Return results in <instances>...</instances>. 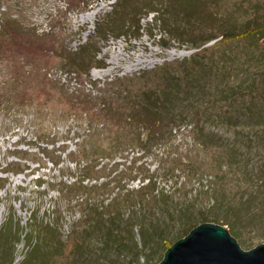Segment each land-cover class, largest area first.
I'll return each mask as SVG.
<instances>
[{
    "label": "rangeland",
    "instance_id": "rangeland-1",
    "mask_svg": "<svg viewBox=\"0 0 264 264\" xmlns=\"http://www.w3.org/2000/svg\"><path fill=\"white\" fill-rule=\"evenodd\" d=\"M150 1L169 0H125L115 10L119 0H0V232L15 225L21 234L10 242L11 264L30 260L33 246L51 247L49 264H158L163 243L205 222L231 227L245 247L263 243L264 36L200 42L264 21V0H190L189 15L171 5L166 16L146 13L139 33L123 28L124 36L106 41L95 35L107 21L133 24L134 4L143 14ZM161 16L186 35L178 41L164 33ZM186 59L197 69L202 60L218 65L194 74L199 80L175 114L180 129L166 135L169 120L155 122L152 129L165 135L141 152L147 115L131 113L142 91L162 85L164 70L156 67L179 72ZM36 143L59 164L35 155ZM19 155L27 162L16 165ZM122 158L125 166L111 172ZM24 162L29 170L16 175ZM87 163H99L88 172L106 176L97 181L102 186L78 199L75 189L61 195L59 176ZM39 177L49 186L37 188ZM253 196L252 208L231 223L220 200L235 206Z\"/></svg>",
    "mask_w": 264,
    "mask_h": 264
},
{
    "label": "trees",
    "instance_id": "trees-1",
    "mask_svg": "<svg viewBox=\"0 0 264 264\" xmlns=\"http://www.w3.org/2000/svg\"><path fill=\"white\" fill-rule=\"evenodd\" d=\"M125 0H119V2L117 4H115L113 6V9L116 8L119 3H123ZM166 2V3H165ZM163 3H159V5L155 2L151 1L150 2H145V4L142 6L143 8L147 9L148 11L145 13H139L138 10H141L142 8L141 5L140 7H136V5L134 4L135 7V14H136V18L134 20L133 24L128 23L129 21H127L126 19L122 20L120 23L118 24H111L110 21H107L106 24L104 26L101 25H97L96 29H95V35L98 37V39L100 41H106L108 38H113V39H119L121 36H124V34L122 32H120L121 29L126 28L128 30L133 29V31H136V33H139L141 30H143L142 27V23L141 21H143V19L145 18L146 13H156V15L160 16V9L163 12V15H167L169 12V8L171 7V5L175 6V7H179L182 11L186 12L188 15L190 14V9L189 6L192 5V2H190V0H169L168 2L165 1ZM191 3V4H190ZM146 6V7H145ZM115 10V9H114ZM139 13V15H138ZM162 15V16H163ZM158 17V21L160 23H162L163 25H166L167 29H164V33L170 35L169 33H172L174 36L176 37V39L178 41H180L182 35H186L183 32L178 31L174 26L169 25L168 21H166V18L164 17ZM211 17V16H210ZM205 21L207 18H204ZM210 19V18H209ZM212 19V17H211ZM169 28V29H168ZM153 29V28H152ZM117 34V35H116ZM104 35V36H102ZM157 36V34H156ZM159 39L162 38L163 33L159 34ZM260 36H264V21L262 22H258V21H254L252 24L248 23L246 24V27L239 33H236L235 30L233 29H227L224 30L221 34L219 35H215V34H211L208 37L204 38L200 44L203 45L209 41L212 40H216L218 37L220 38L219 40H217L215 42V44H224V43H230L234 40H247V39H255L256 37H260ZM186 41H190V39L186 40ZM88 44V43H87ZM83 49V48H82ZM85 50V48H84ZM98 51V50H97ZM96 51V52H97ZM95 56V55H94ZM71 59V58H70ZM69 65L71 66H76L77 68L81 67L82 65H85L83 62L79 63V62H71V60H69ZM203 61V60H202ZM200 62L199 63V68L197 69L196 67L192 66V61L189 59H186L183 61V70L182 71H171V70H167L161 67H156V71L158 70H164L163 71V78H162V85L161 86H157L154 89H146L144 91H142L141 93V98H143V100L140 102V106H139V110H134L132 111V115H137L135 117H138V115L140 116L141 113H144L147 115L146 120H142L140 123L145 127H149L148 129V135L147 138L144 142H141V147H140V151L144 152V149H146L147 146H150V142L157 140V139H161L163 137V135L160 136V134L158 132H155L152 127L154 125L155 122H160L161 120H165L166 118L169 120V122L167 123L166 126V130H167V134L166 135H170L172 136L174 134L175 128H179L181 127V125L183 124L180 121L176 120V113H177V108L179 106V104L181 102L185 103V97L189 96L188 92H191V87H193V85H195L196 83L194 82L195 80H199L198 78H196L194 76L195 73H199L201 70L204 71L205 75H206V70L208 69H213L217 67L218 63L212 60L206 61L205 62ZM88 67L86 69V73L89 71ZM198 70V71H197ZM155 71V72H156ZM145 74V72H144ZM232 93L229 95L231 96ZM35 138V137H34ZM49 138V135L46 137V139ZM37 138H35L36 140ZM45 139V140H46ZM41 140L39 139L38 142L41 143V145H51V143L47 142V140ZM44 141V142H43ZM44 143V144H43ZM28 145H30L28 143ZM33 147L37 148V153L35 155H39L42 154L43 158H46L48 161H50L51 163H53L54 166H57L59 164V161L55 162L52 158L53 156H51L49 154V151L47 149L48 146L46 147H42V146H38V143L36 144H31ZM52 153H56L58 152V149H53L51 150ZM26 154H28V152H25ZM144 154V153H143ZM29 155V154H28ZM60 155V154H59ZM57 154V157L59 159V156ZM18 159H20V161L18 162H14L16 165H21V161H25L27 162V158H25L24 156H16ZM140 157H136L133 158V164H136L137 161L140 160ZM55 158V157H54ZM38 160L40 161V158H38ZM110 161H112V157L109 158ZM128 160H125L122 158V161L117 163L114 162L111 166L112 170L111 172H116L118 171V165H122L123 167L125 166V163H127ZM24 162V164H22L23 168H20L21 170L17 171L15 174H23V172L25 170H29V167L26 165V163ZM77 166H80V163L75 162ZM99 165V163H96V165L94 164L93 166L87 164H84L82 167H78L77 173L74 172V174L71 175H66L67 179H64L65 175L62 173L61 176H59V180L57 182H55L56 187L58 188V192L63 195V194H67V192L69 190L75 189L76 192L74 191L73 193V198L78 199L79 196H81V194L88 193V191H93L96 190L97 188H100L102 186V183L97 184V181L102 177H106V176H100L97 178H93L91 177V173H89L88 171L91 169L96 168ZM106 169V165L101 166V170ZM122 172V170H120ZM2 173H8L6 170L2 171ZM32 172V171H31ZM260 176L258 178L259 182H258V188L261 191H264V181L261 180V174H264V169L259 173ZM68 177H71L72 181H68ZM55 181L57 179L56 176L52 177ZM39 179V181H38ZM143 180L148 179L150 181V183H154L152 181V178L150 176H146V177H142ZM35 182V186L37 188L42 187L45 184H48L49 186V182L46 183V181H44L43 179H41V177L37 178ZM87 181V182H86ZM92 181H95V183H91ZM155 184V183H154ZM2 187V186H1ZM157 189V188H156ZM222 201V202H221ZM223 201L224 200H220V202L222 204L221 208L224 209L226 216L228 219L231 220V223L233 224H237L238 222V218L236 217L238 215V213L240 212H244V211H249L252 206H253V202L255 201L254 196L253 197H246L243 198L241 202H239L237 205L235 206H231V205H227L226 206V201H225V207L223 206ZM219 202V201H218ZM215 205H217V202ZM232 217V218H230ZM48 228V227H47ZM4 228L1 230L2 232H0V264H11L13 261V256L11 255V240L14 239L16 241H18L20 239L21 234L19 235V228L15 225H13V228L11 227V230H9L8 232L3 231ZM18 230V231H17ZM32 236L28 235V239L31 240L33 238H35L36 236V230L33 231ZM26 236V235H25ZM145 236V234H144ZM165 249H168L172 244L170 242H167V244L163 243ZM48 249L45 252H41V249L38 248V251H35V246H33L31 249L33 250V252L31 253L30 260L27 258L26 262L24 264H35V263H41V264H49L48 263V251L51 248L50 246L47 247Z\"/></svg>",
    "mask_w": 264,
    "mask_h": 264
},
{
    "label": "water",
    "instance_id": "water-1",
    "mask_svg": "<svg viewBox=\"0 0 264 264\" xmlns=\"http://www.w3.org/2000/svg\"><path fill=\"white\" fill-rule=\"evenodd\" d=\"M158 264H264V241L245 247L231 227L205 222L172 244Z\"/></svg>",
    "mask_w": 264,
    "mask_h": 264
}]
</instances>
